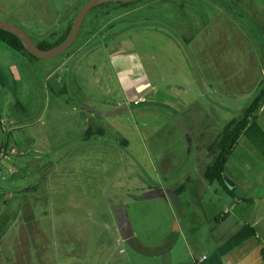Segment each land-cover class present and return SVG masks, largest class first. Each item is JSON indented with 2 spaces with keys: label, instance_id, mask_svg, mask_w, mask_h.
<instances>
[{
  "label": "rangeland",
  "instance_id": "rangeland-1",
  "mask_svg": "<svg viewBox=\"0 0 264 264\" xmlns=\"http://www.w3.org/2000/svg\"><path fill=\"white\" fill-rule=\"evenodd\" d=\"M86 1L0 0V19L21 27L35 42L53 40L62 31V16L71 8L74 20ZM142 4L134 11L119 1L94 6L71 46L51 58H29L0 42L2 226L8 233L13 227L29 232L26 203L35 214L46 213L36 226L54 233L11 248L7 257L26 255V260L17 257L18 264H169L173 253L168 249L180 243L181 234L192 245L193 257L207 253L209 235L197 213L207 190L202 157L211 156L201 155L198 145L212 143L227 121L242 113L264 78V0ZM111 19L116 20L78 48L91 27ZM105 36L129 38L147 70L158 74L153 80L170 96L144 94L141 103L125 108L118 98L110 102L95 80V71L109 69L106 51L102 45L91 49ZM188 64L196 70L195 83L192 71L186 86L167 83L181 79ZM75 66L83 91L74 89L79 82ZM243 73L246 80L237 82ZM60 74L63 83L74 85L55 99L49 86L56 87ZM84 99H105L116 113L89 123L87 107L81 118L73 111ZM53 101L64 105L53 106ZM186 174L191 184L176 199ZM253 196L255 204L239 213V221L251 224L256 217L264 229V188ZM183 202L190 207V225H184L179 211Z\"/></svg>",
  "mask_w": 264,
  "mask_h": 264
},
{
  "label": "crops",
  "instance_id": "crops-1",
  "mask_svg": "<svg viewBox=\"0 0 264 264\" xmlns=\"http://www.w3.org/2000/svg\"><path fill=\"white\" fill-rule=\"evenodd\" d=\"M140 7H143V4L130 9V11H134ZM72 17V9L69 8V10L62 16V31L57 38L53 40L42 39L41 41L44 40L52 43L59 40V38H61L66 32L68 25L71 23ZM114 20L116 19L106 20L99 26L91 27L87 31V36H85L78 48L86 47L90 44L91 40L96 38V35L100 34L106 27L110 26L109 24ZM106 36L103 40H100L99 42L96 41V45L91 46V49H100L101 47L98 46L102 45L106 51L110 63L109 69L95 71V80L99 82L101 88L103 87L104 92L109 93L107 98L111 97L110 102L113 100L115 101L118 98L119 101H117V104L125 108L127 104L134 102L135 100L140 99L142 102V100H144V94H152L155 92L156 95L162 97L170 96L163 88H160L162 86L160 83L153 80L155 76L158 78V74H152L147 70L145 62H142L138 51L129 38L112 37L110 40L106 38ZM78 50L79 49L74 50L71 55H74ZM73 70V75L76 79V66ZM191 71L193 73V82L195 83L197 74L195 68L192 69L191 64L190 66L188 64V66L184 67L181 79L167 80V83L186 86L191 77ZM77 75L79 82L74 89L83 91V83L81 82L82 75ZM64 77V74L57 75L54 79L56 87L49 86L50 93L55 99L58 98L59 94H67L69 90H72V85L74 84H72L71 81L69 85H67L66 81L63 83ZM161 78L162 77H160V81ZM245 78L246 76L243 73L237 82L242 81L243 83L246 80ZM173 99L176 102H179L177 98ZM52 103L53 106L57 105L62 107L64 105L62 102H60L61 104L59 105V101H53ZM48 107L49 105H46V111ZM85 107L88 108L85 110L88 113L86 117L87 122L89 123L93 121L94 117L97 118V116L100 117L101 115L111 116L116 113L115 110L111 111L110 103L105 99H101L100 101H87L84 99L78 103L77 106H73V111L81 118L80 115H82L81 113H83ZM64 112L61 110V115L67 113L66 110H64ZM95 132L100 133L98 134L100 135L99 137H101V134L103 133V131L98 128ZM205 133H207L206 130L203 131L202 135L204 136ZM209 136L207 135L208 138H210ZM209 141L210 139H208L207 143ZM210 144L211 143L209 142V144L206 146L204 144L202 147L198 145V152L200 150L201 155L202 153L205 155L208 153L211 156L206 161H203L205 157H202L203 165L201 166L202 169L200 172L202 179L207 183V190H205L200 198V212L197 213L198 219L202 222L200 224L201 227L206 229V232L209 235L206 239V245L208 247L207 253H203L198 258L195 256L193 257L191 250L192 245L181 234V244L178 243V245H172L168 249L170 253H173V260L169 264H264V250L262 247L264 229L259 224V219L251 217L253 223L248 224L245 221H239L238 217L240 212L244 215L245 209L255 204L257 198L253 196L254 193L260 188H264V168L262 167L264 163V103L261 105L256 119L248 124L243 130L224 164L223 174L232 182V187H235V197L228 195L216 180L207 181L203 176L204 168L211 163L214 156V153L209 150ZM183 180L185 188L180 190L179 194L175 195L176 199H179L178 197L182 196L183 193H187L191 184L189 174L184 175ZM210 190L213 191V195L211 193H206V191L210 192ZM246 198H251L252 201L246 203ZM260 199L264 200V196ZM189 208V204L186 207L183 202L179 209L183 217L184 225L188 223L189 225L192 224ZM0 210V264H18L19 262L17 261L19 259H17V257L20 259L25 258L24 260H26V255L21 253L18 254V252H16L15 257L10 258L6 255L11 248L27 246L26 241H29V239L31 240V237L33 238L39 234L47 236H53L54 234L49 228L40 226L36 229L38 230L37 234L33 232L30 235L29 232L24 233L20 228L16 227H13L10 230V233H8V231L2 226L4 223L2 206ZM33 213L36 221L45 218L46 216V213H40V215L35 214L34 211ZM194 229L196 231V228ZM195 231L193 230L192 234H195ZM26 235H29V237ZM49 241L52 242V237H49ZM21 251L23 252L24 250L22 249ZM185 252H187V254ZM203 256H205L204 259H202Z\"/></svg>",
  "mask_w": 264,
  "mask_h": 264
},
{
  "label": "trees",
  "instance_id": "trees-1",
  "mask_svg": "<svg viewBox=\"0 0 264 264\" xmlns=\"http://www.w3.org/2000/svg\"><path fill=\"white\" fill-rule=\"evenodd\" d=\"M147 3V0H137V1H131V2H120L125 6H130L132 8H135L139 6L141 2ZM137 5V6H135ZM131 8V9H132ZM73 23V20L68 25L66 32L64 33L59 40L55 42H46V41H38L35 42V44L42 48V49H48L55 45L60 44L65 40V38L68 36L71 25ZM0 42L5 43L7 46H9L11 49L20 52L22 55L27 56L29 58L37 59L38 57L31 54L23 45L22 41L18 36L13 34L12 32H9L5 29L0 28ZM5 76L0 68V85L4 83ZM264 103V78L260 81L258 90L256 94L254 95L251 102L243 109L242 113L236 117L231 118L227 121V123L222 127L220 132L218 133L216 139L210 144L209 150L214 153L213 159L210 164H208L204 170H203V176L207 181H213L216 180L225 190V192L235 197L234 189L235 187L229 188L226 183L224 182V164L227 160L228 155L234 148L235 144L237 143L240 135L242 134L243 130L247 127L248 124H250L252 121H254L257 117L258 111L261 107V105ZM185 187L184 183H182L179 189H183ZM177 190V191H178ZM247 202L252 201V199H247ZM25 207V226L31 234L35 232V234L38 233L37 229V222L34 217V213L31 207H28L27 204H24Z\"/></svg>",
  "mask_w": 264,
  "mask_h": 264
},
{
  "label": "water",
  "instance_id": "water-1",
  "mask_svg": "<svg viewBox=\"0 0 264 264\" xmlns=\"http://www.w3.org/2000/svg\"><path fill=\"white\" fill-rule=\"evenodd\" d=\"M108 1L131 2L137 0H87L78 10L71 25L69 34L65 38V40L60 44L55 45L48 49H42L38 47L35 44V42L32 40V38L21 27L17 26L14 23L0 19V28L12 32L16 36H18L22 41L23 45L25 46V48L31 54L37 56L38 58H44V59L51 58L64 52L66 49H68L71 46V44L78 36L79 30L81 28L86 13L94 6ZM225 182L229 187H232V182L226 177H225Z\"/></svg>",
  "mask_w": 264,
  "mask_h": 264
},
{
  "label": "built area",
  "instance_id": "built-area-1",
  "mask_svg": "<svg viewBox=\"0 0 264 264\" xmlns=\"http://www.w3.org/2000/svg\"><path fill=\"white\" fill-rule=\"evenodd\" d=\"M139 102H141L140 99L134 101V103H139ZM262 247H263V250H264V239L262 240ZM204 258H205V256H203L202 259H204Z\"/></svg>",
  "mask_w": 264,
  "mask_h": 264
}]
</instances>
